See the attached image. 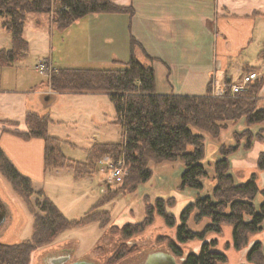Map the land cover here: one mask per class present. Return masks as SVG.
<instances>
[{"label": "trees", "instance_id": "trees-1", "mask_svg": "<svg viewBox=\"0 0 264 264\" xmlns=\"http://www.w3.org/2000/svg\"><path fill=\"white\" fill-rule=\"evenodd\" d=\"M130 7L115 4L112 0H0V28L10 35V46L0 47V67L15 64L28 51V42L23 36L28 14H50V21L57 29H65L77 19L93 13L128 12ZM130 55L126 61H117L109 68L62 67L47 72V83L52 91L59 93H103L108 95L115 111L114 122L120 126L121 137L116 142H94L88 149L85 161L66 157L60 148L61 139L48 133L51 117L48 113L28 110L25 113V131H12L24 139L39 137L44 142L43 163L45 170H72L75 178L94 173L98 161L108 156L113 162L124 161L125 177L116 188H107L84 217L68 219L59 208L45 196L42 189L34 191L31 179L20 173L0 147V171L11 183L15 192L26 202L33 215L31 237L17 243L0 240V264H29L31 253L53 242L64 230L100 221L109 222L108 211L98 210L104 202L117 195L133 191L137 185L151 176L150 162L181 159L185 165L180 185L199 189L201 178L207 171L201 160L204 155L203 135L208 132L217 137L230 121L245 118V123H264V107H258V94L264 74L249 79L245 87L231 93L226 87L213 94L209 87L205 94L159 93L155 86L152 65L143 64L136 57L134 47L141 46L130 38ZM146 55V53H145ZM147 56V55H146ZM264 61V49L258 53ZM149 57V56H147ZM248 74L255 73L254 66H247ZM227 84V83H226ZM2 120L0 119V122ZM197 129L199 132L195 131ZM263 129L253 133L246 128L244 148H250L252 140H261ZM237 135V134H236ZM244 135V136H245ZM238 146L221 147L222 156L214 162L213 175L216 180L211 194L198 195L185 204L178 218L166 209L175 203L173 197H157L153 202L145 201V216L141 221L112 224L111 229L125 238L144 231L161 217L163 223L174 228L175 238L167 239V247L182 257L181 264H217L226 261L224 252L215 248V239H206L208 232L220 233L222 224L231 226L232 243L236 249L247 245V235L264 230V200L254 205L257 194L264 198V187L259 188L255 174L242 182H235L229 172L230 161L226 154ZM257 168L264 169V151L257 158ZM90 171V172H89ZM37 192L42 198L31 202ZM193 218L208 221L200 230L189 227ZM201 240L198 251L183 253L180 243ZM259 240L252 243L246 252V260L253 264H264ZM131 249L117 247L111 259H118Z\"/></svg>", "mask_w": 264, "mask_h": 264}, {"label": "rangeland", "instance_id": "rangeland-1", "mask_svg": "<svg viewBox=\"0 0 264 264\" xmlns=\"http://www.w3.org/2000/svg\"><path fill=\"white\" fill-rule=\"evenodd\" d=\"M119 13L129 14L128 12ZM33 15H27L23 29V36L28 42V51L21 60L14 64V67H0V69L4 67L0 70V85L25 93L30 109L41 114L49 112L53 120L49 122L47 131L61 139L62 153L70 159L85 161L88 149L94 142H116L120 140L121 129L114 122L115 111L108 95L102 93L66 94L55 91L51 99L44 103L41 100V87L46 84L47 72L51 71V64L57 68H109V65L112 64V60L109 58L110 54L112 57L119 58L118 60L121 57H126L125 60L128 59L129 56L125 55L127 53L130 55L131 37L128 35L127 43H123L124 32H121L122 28L118 22L109 34L103 36V40L107 41V45L104 43L105 49H102V51L104 50L103 58L91 62L86 59L89 38L95 36V33L92 32L93 29H91V19L93 18L91 14L77 19L65 29H57L51 23L48 13L36 14L37 21L33 19ZM99 37L97 36L96 39L98 40ZM9 46L10 35L5 29L0 28V47L7 48ZM259 49L256 48L252 52L255 57L252 63L256 66L262 65V59L256 58ZM134 53L140 62L148 64L141 57L139 58L138 45L134 47ZM46 59L50 66L46 63ZM245 59L247 60V58ZM39 63L38 67L40 68L43 64L44 67L41 68L45 69V72H40L36 67V64ZM243 72V75H247L248 68H244ZM251 75L261 76L257 75L256 72ZM233 80H236V76ZM239 81L241 80L239 79ZM230 82L231 80H226L227 84ZM260 91L258 107H264V96L261 95ZM246 128H249L253 133L263 129V138L261 140L254 138L250 148L247 149L243 147L246 135L242 133ZM194 130L199 132L197 129ZM199 133L203 135L204 143V155L201 163L207 171L206 176L201 178V188L195 189L180 185V176L185 167L181 159L150 162L148 166L152 173L148 180L137 185L133 191L121 193L98 207V210L108 211L109 222L106 225L102 226L100 221H92L64 230L56 236L53 242L32 252L29 264H51L50 258L63 253L69 254V261L83 256L95 261L96 264H126L141 254L143 250L158 246L166 249L167 239L159 240L158 237L175 238L174 228L167 227L159 216H156L155 221L144 231L128 238L113 231L111 226L112 224L120 226L124 222L141 221L145 216V201L149 199L150 202H153L157 197L163 199L173 197L175 203L166 205V209L178 218L185 204L193 201L198 195L211 194L212 187L216 183L213 165L216 159L222 156V146L227 148L238 143L236 148L226 154L230 161L229 172L235 182L245 181L254 173L258 187H264V169H258L256 164L259 153L264 151V123L247 125L245 118L241 117L227 122L217 137H213L205 131ZM108 162H113L110 157H102L93 170L94 173L91 172V175L84 174L80 178H75L72 170L67 168L44 170L42 174L24 175L30 177L34 191L42 189L45 196L68 219L74 220L84 217L96 201L106 194L108 187L116 188L123 181L122 179L120 183H113L107 180ZM41 199L37 192L31 196V202L34 206L36 200ZM0 200L7 210L6 220L0 226V240L6 243H17L29 239L33 225L31 210L15 192L1 171ZM262 200H264L263 196L257 194L253 201L256 208ZM34 208L37 210L36 206ZM207 221V218L200 221L190 218L188 224L190 228L198 231ZM205 238L215 239V248L226 255V261L217 264H253L246 260V252L256 240L262 244L261 252L264 263V230L248 234L247 245L240 249L233 246L229 224H222L220 233L208 232ZM200 244L201 240H192L180 243V246L185 254L187 251H198ZM120 246L122 249H131V251L118 259H111L115 249ZM179 258L177 257V259Z\"/></svg>", "mask_w": 264, "mask_h": 264}, {"label": "crops", "instance_id": "crops-1", "mask_svg": "<svg viewBox=\"0 0 264 264\" xmlns=\"http://www.w3.org/2000/svg\"><path fill=\"white\" fill-rule=\"evenodd\" d=\"M112 1L132 11L129 14H91L95 36L89 38L86 52V59L91 62L103 58L102 49L107 45L103 36L119 22L124 32L123 43H127L128 35L133 37L142 48H139V58L152 65L159 93L202 95L210 84L212 93L218 94L227 79L238 81L247 66L256 67L257 75L264 74V61L261 66L252 63L253 50L260 48L256 56L259 58L258 53L264 49V0ZM33 19L38 20L36 15ZM97 36H100L98 40ZM125 56H129L128 53ZM109 58L110 67L117 61L127 60L126 57L118 60L111 54ZM45 61L50 66L48 60ZM4 67H14V64ZM36 67L39 69L38 64ZM41 88V100L47 103L54 91L49 88L47 79ZM260 93L264 96V85ZM28 110L34 111L29 108L25 93L0 85V147L20 173L42 174L45 170L43 140L39 137L24 139L12 133L26 130L24 118Z\"/></svg>", "mask_w": 264, "mask_h": 264}, {"label": "built area", "instance_id": "built-area-1", "mask_svg": "<svg viewBox=\"0 0 264 264\" xmlns=\"http://www.w3.org/2000/svg\"><path fill=\"white\" fill-rule=\"evenodd\" d=\"M40 65V63L38 64ZM41 67H44L43 64H41ZM39 68L40 72H45V69ZM251 75H242L239 77L241 81L231 82L229 84H224L222 91L224 88H228L231 93L238 92L239 90H242L245 87L246 82L251 79ZM221 91V92H222ZM108 168V176L107 180L113 183H120L123 179L124 175V161L120 158L116 162H108L107 163Z\"/></svg>", "mask_w": 264, "mask_h": 264}, {"label": "water", "instance_id": "water-1", "mask_svg": "<svg viewBox=\"0 0 264 264\" xmlns=\"http://www.w3.org/2000/svg\"><path fill=\"white\" fill-rule=\"evenodd\" d=\"M5 220H6V211L0 209V225H2ZM68 259H69V255L61 256L59 257L57 262H55V264H62L66 262ZM159 259H163L164 263H167V264H178V263H173V256L169 252L164 251V250H157V251H153L149 253L144 264H158L157 261ZM67 264H95V263L90 260L78 258Z\"/></svg>", "mask_w": 264, "mask_h": 264}, {"label": "flooded vegetation", "instance_id": "flooded-vegetation-1", "mask_svg": "<svg viewBox=\"0 0 264 264\" xmlns=\"http://www.w3.org/2000/svg\"><path fill=\"white\" fill-rule=\"evenodd\" d=\"M0 209L6 211V217H7V210H6V207H5V205L3 204V202H2L1 200H0ZM4 222H5V221H4ZM0 226H1V225H0ZM157 250H164V251L169 252V253L173 256V263L181 264L182 257L175 255V254H174L169 248H167V247H166V249H165V248H162V247H159V246L156 247V248H150V249H147V250H143V251L141 252V254H139V255H137L135 258L129 260L126 264H144L145 261H146V259H147V257H148V255H149V253H151V252H153V251H157ZM64 251H65V250H64ZM64 255H69V254H67V253L59 254V255H57L56 257H52V258H50V259H49V262H50L51 264H55V262H57V260L59 259V257L64 256ZM177 257H180V258L177 259ZM81 258L86 259V260L93 261V260L88 259V258L83 257V256H82ZM77 259H78V258H77ZM75 260H76V259H75ZM71 261H73V260H70V261L67 260L66 262H64V263H62V264H67V263H69V262H71ZM93 262L96 264L95 261H93ZM157 263H158V264H167V263H164V260H163V259H159V260L157 261Z\"/></svg>", "mask_w": 264, "mask_h": 264}]
</instances>
